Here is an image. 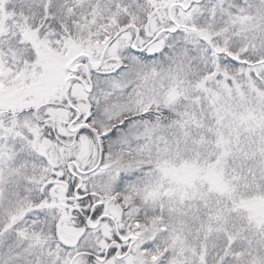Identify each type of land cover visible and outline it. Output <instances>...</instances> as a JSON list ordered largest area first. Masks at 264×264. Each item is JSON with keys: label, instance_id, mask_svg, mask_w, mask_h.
Returning <instances> with one entry per match:
<instances>
[{"label": "snow or ice", "instance_id": "obj_1", "mask_svg": "<svg viewBox=\"0 0 264 264\" xmlns=\"http://www.w3.org/2000/svg\"><path fill=\"white\" fill-rule=\"evenodd\" d=\"M0 264H264V0H0Z\"/></svg>", "mask_w": 264, "mask_h": 264}]
</instances>
